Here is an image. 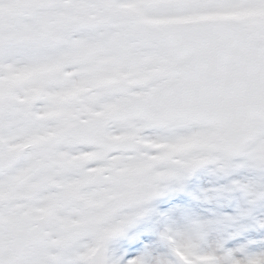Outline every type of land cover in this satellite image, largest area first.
<instances>
[{"label":"snow or ice","instance_id":"snow-or-ice-1","mask_svg":"<svg viewBox=\"0 0 264 264\" xmlns=\"http://www.w3.org/2000/svg\"><path fill=\"white\" fill-rule=\"evenodd\" d=\"M261 204L264 0H0V264H264Z\"/></svg>","mask_w":264,"mask_h":264},{"label":"rangeland","instance_id":"rangeland-1","mask_svg":"<svg viewBox=\"0 0 264 264\" xmlns=\"http://www.w3.org/2000/svg\"><path fill=\"white\" fill-rule=\"evenodd\" d=\"M249 175L250 173L246 169H240L235 171L231 176L225 177L222 174L215 173L212 165H207L196 170L187 178L184 191L169 193L155 201L154 204L161 212L171 211L177 207H181L191 210L194 214L202 218H208L213 211L233 215L237 207L243 203L239 192L234 193L232 199L221 201L220 204L205 202L197 199V196L205 189H213L229 183L232 179H244ZM254 214L258 218L264 217V204L258 205ZM242 223L248 224L249 222L245 220ZM235 231L236 229L234 227L228 229L229 233H234ZM250 240L264 241V231H257L255 227L249 225L245 230L240 231L238 234L233 235L231 239H228L225 246L229 249L239 248L242 245L248 244ZM250 248L251 250H255L256 246L253 245Z\"/></svg>","mask_w":264,"mask_h":264}]
</instances>
